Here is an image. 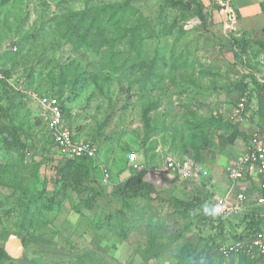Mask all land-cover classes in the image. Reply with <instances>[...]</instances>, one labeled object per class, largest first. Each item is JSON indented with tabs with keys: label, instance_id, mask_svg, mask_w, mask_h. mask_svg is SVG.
<instances>
[{
	"label": "rangeland",
	"instance_id": "rangeland-1",
	"mask_svg": "<svg viewBox=\"0 0 264 264\" xmlns=\"http://www.w3.org/2000/svg\"><path fill=\"white\" fill-rule=\"evenodd\" d=\"M191 1L0 0L2 67L11 79L0 91V127L17 131L23 146L9 148L0 137V247L10 236L24 247L22 257L2 264H174L182 255L188 264H264V259L219 255V247L232 243L231 236L258 215L243 209L227 215L222 230L212 228L202 211L176 210L171 200L205 194L202 180L186 182L160 172L163 160L175 156L225 173L235 159L241 123L229 119L231 112H218L233 108L246 89L253 93L251 100L264 103V83L254 78L264 71L261 56L248 52L243 61L236 59L239 51L231 42L246 38L234 36L232 19L213 20L203 13V23ZM125 3L127 18L117 27L125 39L99 51L70 43L67 17L86 7ZM13 46L16 51L8 50ZM153 64L161 80L151 91L141 81ZM33 91L63 101L68 128L76 140L97 146L99 162L111 173L103 184L97 162H87L103 192L89 210L76 212L86 194L58 191L55 172L64 160L28 96ZM131 161L163 182L155 185L159 198L152 220L160 229L155 257L147 262L150 214L137 215L142 200L125 207L118 198L123 179L134 171ZM207 192L214 199L213 186ZM26 204L30 219L23 222L19 212ZM119 210L127 215L125 239L101 225L107 214ZM258 218L264 225V217Z\"/></svg>",
	"mask_w": 264,
	"mask_h": 264
},
{
	"label": "trees",
	"instance_id": "trees-1",
	"mask_svg": "<svg viewBox=\"0 0 264 264\" xmlns=\"http://www.w3.org/2000/svg\"><path fill=\"white\" fill-rule=\"evenodd\" d=\"M128 5L129 4L125 3L120 7H115L112 5L103 6L101 8L86 7L82 11L70 17H67L64 22V26L65 33L69 32L68 34L70 43L77 48L85 46L94 48L96 49V51H99L104 47L112 48L116 42H120L125 39L124 34L120 35L121 31L117 27L126 21V6ZM197 9L198 19L204 23L205 19L203 16L202 6L197 4ZM112 31L115 32V35H120L119 38H110L111 36H109V33H111ZM132 36L134 38V34H132ZM231 43L234 46L235 52L237 53V51H239L238 56L235 55L234 57H237L236 59L241 58V61H243L247 55L246 53H248V40H234ZM3 58L4 56L2 55L0 58V71L5 79L11 81L9 72L5 71L4 67H2ZM163 67L164 66H161V68ZM156 72L157 65L153 64L141 81L143 89H150L151 91L154 90V88L156 87V82L161 80L160 75L158 76ZM9 85L10 84H8L6 81H2L0 91H3L4 88L6 86L8 87ZM60 102L62 105V113L65 118L67 112L63 106V101L60 100ZM40 120L45 126V123L41 117ZM17 134V131L8 126L0 127V137L2 143L9 148L23 147L21 145V142H19L20 138ZM73 138L76 140V137L74 135ZM63 160L64 161L59 166H57L55 172V184L58 187V191H72L78 195L86 194L87 197L84 199V201L77 204L76 212L79 213L82 209L89 210L92 204H94L96 200L103 195V192L95 186L94 178L91 177L90 173L92 172L87 164V162L89 161L85 159ZM147 173V168H143L140 171L131 172L128 177L122 182V187L118 195L119 200L125 207H130V203L136 199H140L144 202V205L139 207L136 212L139 218H143V216L147 213L150 214L146 225L152 235L151 240H148L150 244L145 249V262L155 257L153 255L156 249L157 241V237L155 236V234L156 231L160 229L159 224L156 222L154 223L152 220V217L154 215L152 213L153 203L158 200L159 193L154 183L147 180ZM200 183V186L206 191V193H209L207 191H209V189H212L210 181L202 180ZM205 194H200V196L188 201L180 200L177 198H173L171 200L173 201V205L175 206L176 210L180 209L183 212L191 210L202 211L204 215V221L207 222L210 227L222 230L223 228H225V221H229V219L227 220L226 216H232L234 214H227L221 217L214 218L210 209L213 201V198L211 199L213 194L210 195V197L206 196ZM27 206L28 204L24 206L25 209L22 208V210H20L19 212V215L22 217L21 221L23 222H27V220L29 221L30 219ZM126 217L127 215L123 212V210H119L115 213H109L105 216L104 220L101 222V225L108 226L110 229L116 231L121 238L125 239L130 231L129 228H125L123 225ZM28 225H31V223ZM98 227L100 226L98 225ZM225 232L226 231H224V233ZM260 232H264V225L258 218V216L254 217L252 215L250 216V219L248 218L245 227L240 232L234 233L231 236V240L232 242L247 239L249 240ZM198 257V255L194 257V260H198ZM8 259L9 257L5 253L4 248L0 247V264ZM248 260L260 261L261 258ZM174 264H188V259L186 256L182 255V257Z\"/></svg>",
	"mask_w": 264,
	"mask_h": 264
},
{
	"label": "built area",
	"instance_id": "built-area-1",
	"mask_svg": "<svg viewBox=\"0 0 264 264\" xmlns=\"http://www.w3.org/2000/svg\"><path fill=\"white\" fill-rule=\"evenodd\" d=\"M5 50L4 46H0V58ZM8 50L16 51V47H10ZM2 81L10 84V80L5 79L0 71V89ZM243 92L232 109L229 118L231 120L241 121L246 116L245 110L250 99V92L247 89ZM28 96L39 107L41 111L40 117L45 123L60 158L71 160L85 159L89 162L96 161L101 182L103 184L109 183L111 173L104 164L99 162L97 146L91 142L79 141L73 138V134L65 122L60 100L56 96L38 95L35 92H29ZM224 110L225 106L221 107L218 115H223ZM131 165L134 171L142 169L134 161H131ZM160 172L186 182L209 180L208 170L199 167L188 158L168 156L163 160ZM255 173L260 175L257 185L258 195L255 203L257 206H264V125L252 130L244 153L225 170L228 180L233 185L236 182H246ZM246 202L247 198L244 191L234 194L231 188L223 196H215L210 209L214 218L227 214H238L245 208ZM219 255L225 259L229 257L264 259V232L258 233L249 240H239L228 245H221L219 247Z\"/></svg>",
	"mask_w": 264,
	"mask_h": 264
},
{
	"label": "crops",
	"instance_id": "crops-1",
	"mask_svg": "<svg viewBox=\"0 0 264 264\" xmlns=\"http://www.w3.org/2000/svg\"><path fill=\"white\" fill-rule=\"evenodd\" d=\"M193 1L196 4L202 6L203 13H206V15L210 14L209 16H211L213 20L220 19L221 21H228L231 18L232 25L236 27V35L234 36L237 37L241 34L245 36L249 44V54L255 53V56L256 54H258V59L261 56V59L263 61L262 64L264 67V0ZM217 6H220L222 10L216 13L215 8ZM263 77L264 71L260 74H256L254 78L256 79V82L263 84ZM251 95H253L252 92L249 95L250 102L247 103V107L245 110L246 116L240 122H237L239 124L241 123V125L238 126L237 130L240 134L239 140L235 142L237 151H235V148L233 151L235 154V159H237L242 153H244L252 130L264 125V103L261 102L259 98L251 100ZM239 99L240 98H238V100ZM232 109V107H230L229 109L226 107L224 113L227 114L228 112H232ZM219 159H223V157L219 156L218 160ZM233 161L231 162L232 164L236 160L234 162ZM208 170L209 181L216 192V196H223L231 188L234 194L244 191V194L247 198L244 210L247 213L249 212V214L264 217V206H257L255 203V199L258 195L257 185L260 180V175L258 173H255V175L246 182H236L233 185L225 176V173H223L224 171H218L217 167H210V169ZM127 177L128 175L123 179V181ZM146 178L147 180L153 182L154 185H163L162 179L160 177H157L156 175H153L149 172L147 173Z\"/></svg>",
	"mask_w": 264,
	"mask_h": 264
},
{
	"label": "water",
	"instance_id": "water-1",
	"mask_svg": "<svg viewBox=\"0 0 264 264\" xmlns=\"http://www.w3.org/2000/svg\"><path fill=\"white\" fill-rule=\"evenodd\" d=\"M187 8H190V4H187ZM3 248L8 257L14 260L22 257L24 253V247L22 245V242L16 236H10Z\"/></svg>",
	"mask_w": 264,
	"mask_h": 264
}]
</instances>
